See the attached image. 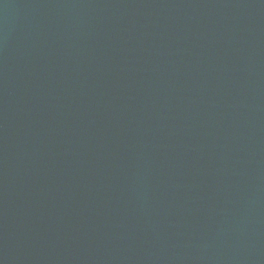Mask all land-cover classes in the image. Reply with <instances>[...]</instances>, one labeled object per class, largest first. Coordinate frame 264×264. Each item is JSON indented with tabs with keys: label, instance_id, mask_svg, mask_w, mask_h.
I'll use <instances>...</instances> for the list:
<instances>
[{
	"label": "water",
	"instance_id": "water-1",
	"mask_svg": "<svg viewBox=\"0 0 264 264\" xmlns=\"http://www.w3.org/2000/svg\"><path fill=\"white\" fill-rule=\"evenodd\" d=\"M0 264H264V0H0Z\"/></svg>",
	"mask_w": 264,
	"mask_h": 264
}]
</instances>
